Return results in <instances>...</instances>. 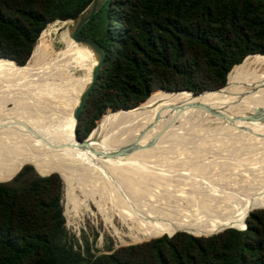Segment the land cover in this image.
<instances>
[{
    "label": "trees",
    "instance_id": "16d2710c",
    "mask_svg": "<svg viewBox=\"0 0 264 264\" xmlns=\"http://www.w3.org/2000/svg\"><path fill=\"white\" fill-rule=\"evenodd\" d=\"M93 1L0 0V58L26 66L48 25L76 19ZM80 34L107 54L77 124L85 140L108 110L155 91L224 88L235 66L264 56V0H106ZM9 180H0V264H264V209L244 228L176 232L92 261L69 241L59 173L26 165Z\"/></svg>",
    "mask_w": 264,
    "mask_h": 264
},
{
    "label": "rangeland",
    "instance_id": "374dc122",
    "mask_svg": "<svg viewBox=\"0 0 264 264\" xmlns=\"http://www.w3.org/2000/svg\"><path fill=\"white\" fill-rule=\"evenodd\" d=\"M72 25L73 20H56L43 33H47L49 41L68 33ZM43 33L35 44L32 59L26 63L30 68L28 74L10 75L6 69L0 70V138L3 140L36 142L64 134L76 94L83 89L86 77L80 72L68 69L67 64L59 68L49 63L52 50L49 42L36 56ZM61 70L66 71L65 76L60 75ZM167 93L175 92L158 90L152 96ZM210 110L226 118L214 116ZM113 112L108 110L94 129L104 116L101 123ZM252 115L258 117L250 119ZM131 129L130 134L108 138L110 142L116 141L111 143L117 150L134 142H139L140 149L115 157L127 168L128 177L140 183L139 195L146 199L162 198L168 204L180 206L183 213L178 216L185 220L192 221L203 213L221 220L231 211L235 200L264 182V93L263 97L247 103L196 109L194 114L172 124L134 122ZM154 138L159 141L149 147ZM138 169H145L146 173ZM72 178L70 187L64 182L65 224L69 241L88 259L94 261L102 254L151 240L146 239L141 214L110 201L118 191L105 177L75 170ZM3 179L7 178H0Z\"/></svg>",
    "mask_w": 264,
    "mask_h": 264
},
{
    "label": "bare ground",
    "instance_id": "6f19581e",
    "mask_svg": "<svg viewBox=\"0 0 264 264\" xmlns=\"http://www.w3.org/2000/svg\"><path fill=\"white\" fill-rule=\"evenodd\" d=\"M68 28V33L56 35L49 41L47 33H43L42 42L36 51L37 56L46 47V41L49 42V49L52 50L47 60L51 65L61 68L62 65L67 64L68 69H74L86 77L83 89L76 94L75 105L69 114L67 113L66 131L57 137L36 142L33 140L18 142L0 138V178H13L28 164L33 165L43 176L58 172L69 187L75 170H84L90 175L105 177L119 193L114 190L117 195L112 194L110 201L115 205L122 204L136 214H141V222L146 229V239L157 238L164 234L172 236L178 231H186L196 236H211L232 227L244 228L248 214L255 209L264 208V182L259 183L253 192L235 200L231 211L221 220H217L210 213H203L188 221L178 216V213H183L180 206L168 204L162 198L151 196L153 198L146 199L139 195L142 189H139L140 183L128 177L127 168L121 163L120 158L115 156L108 158L102 153L116 149L113 147L116 141H111L112 144L108 137L114 136L112 137L114 139L122 134H130L134 122L153 121L172 124L175 120L186 118L194 114L196 109L205 106L242 104L263 97L264 56H249L242 64L235 66L229 74L226 88L198 96L188 91L154 94L148 104H143L145 106H140L142 102L138 106L115 111L101 123L105 115L88 137V149H83L74 135L76 124L74 114L91 83L98 56L90 46L72 39L70 26ZM1 69H6L10 75H26L30 68L17 66L12 60L0 58ZM61 71L60 75L65 76L66 71ZM146 146L148 150V145ZM138 170H141L140 173H146L145 169ZM103 210L107 213L105 209Z\"/></svg>",
    "mask_w": 264,
    "mask_h": 264
},
{
    "label": "water",
    "instance_id": "95a60500",
    "mask_svg": "<svg viewBox=\"0 0 264 264\" xmlns=\"http://www.w3.org/2000/svg\"><path fill=\"white\" fill-rule=\"evenodd\" d=\"M105 2H106V0H94L91 3V5L81 15H79L76 19L73 20V25L70 28V36H71V38L74 39L78 43H82V44L88 45L91 48H93L94 51L97 53V56H98V63L96 65V67L94 68V71H93V74H92L91 83L89 84L87 90L83 94V96L81 98V101L79 103V106L77 107V109L75 111V114H74V118L76 120L75 129H74V135H75L76 140L79 142L80 147L83 148V149H88V145H87L88 137L85 140H80L78 138L77 124L79 122L81 112L84 109V107L86 105V102H87V100L89 98V95H90L91 91L93 90L96 81L98 80L100 70L103 67V64L105 62V59H106V55L107 54H106L105 49L103 48V46L99 42H97L93 38H90V37L81 35L80 34V31H81L82 27L84 26V24L87 23L98 12V10L103 6V4ZM180 91H188V92L192 93L194 96L200 95V94H196V93H194V92H192L190 90H180ZM170 92H179V91H170ZM131 107H134V106H131ZM210 112L214 116L220 117L222 119H225L226 118V116H224L223 114H220V113L216 112L215 110H210ZM257 117L258 116H256V115H252V116H250V119H255ZM232 120L233 119H231L230 121H232ZM156 140H157V138H154L148 144L149 147L150 146H153L154 143L156 142ZM138 143L139 142H134L133 144H131V145L127 146V147L121 148V149L116 150V151H113V152H108V153L103 152L102 154H103V156L108 157V158L109 157H114V156H125V155H129L130 151L140 149V146H139ZM53 173H58V172H53ZM50 174H52V173H50ZM50 174H48L46 176H49ZM41 176H43V175H41ZM12 179H10V180H12ZM261 209H264V208H261ZM251 212L248 214V216H250ZM246 224H247V222H246Z\"/></svg>",
    "mask_w": 264,
    "mask_h": 264
}]
</instances>
